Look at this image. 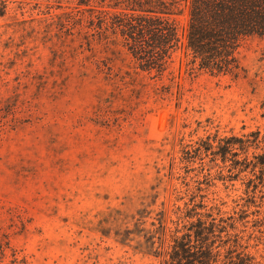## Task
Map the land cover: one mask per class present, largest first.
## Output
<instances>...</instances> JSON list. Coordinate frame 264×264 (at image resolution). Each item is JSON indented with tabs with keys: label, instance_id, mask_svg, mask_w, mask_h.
Returning <instances> with one entry per match:
<instances>
[{
	"label": "rangeland",
	"instance_id": "rangeland-1",
	"mask_svg": "<svg viewBox=\"0 0 264 264\" xmlns=\"http://www.w3.org/2000/svg\"><path fill=\"white\" fill-rule=\"evenodd\" d=\"M81 1L0 0V264H162L192 208L225 229L214 264H264V37L237 78L182 50L157 74ZM230 136L251 142L181 159Z\"/></svg>",
	"mask_w": 264,
	"mask_h": 264
},
{
	"label": "trees",
	"instance_id": "trees-1",
	"mask_svg": "<svg viewBox=\"0 0 264 264\" xmlns=\"http://www.w3.org/2000/svg\"><path fill=\"white\" fill-rule=\"evenodd\" d=\"M89 4L90 0H82ZM100 8L91 6L89 25L99 37H117L138 67L162 74L177 50H182L198 70L211 75L237 78L243 67L238 51L245 40L264 37V0H98ZM107 8H105V7ZM186 15L184 24L177 17ZM258 140V132L252 133ZM246 150L249 139L223 138L214 150L211 143L198 142L183 149L182 160L202 152L220 155L223 162L234 153V142ZM203 207V204H200ZM186 211L190 220L183 229L176 228L162 264H214L221 254L222 226L218 231L215 217L203 218L201 212ZM205 216H212L206 213ZM180 218V217H179ZM180 232V234H179ZM227 250L229 264H253L251 256L236 252L235 260Z\"/></svg>",
	"mask_w": 264,
	"mask_h": 264
}]
</instances>
